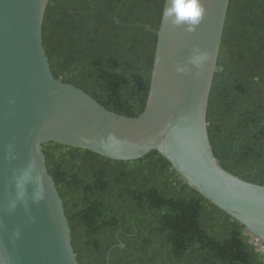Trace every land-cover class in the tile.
<instances>
[{"label": "trees", "instance_id": "obj_1", "mask_svg": "<svg viewBox=\"0 0 264 264\" xmlns=\"http://www.w3.org/2000/svg\"><path fill=\"white\" fill-rule=\"evenodd\" d=\"M166 0H50L44 46L55 77L107 109L146 108ZM221 165L264 185V0H231L209 102ZM80 264H264L230 214L191 188L159 151L115 160L43 145Z\"/></svg>", "mask_w": 264, "mask_h": 264}, {"label": "water", "instance_id": "obj_2", "mask_svg": "<svg viewBox=\"0 0 264 264\" xmlns=\"http://www.w3.org/2000/svg\"><path fill=\"white\" fill-rule=\"evenodd\" d=\"M49 1L0 0V204L9 191L5 146L11 144L13 152L18 147L15 163H22L37 136L47 192L39 204H21L15 215L0 210V264H80L64 200L47 166L43 145L48 142L115 160L159 151L191 188L240 221L264 250V185L221 165L208 127L231 0H203L207 12L194 33L163 16L147 105L136 117L113 112L84 89L55 77L43 39ZM202 53L211 55L199 69L177 73V65ZM17 225L22 236L13 243L4 229Z\"/></svg>", "mask_w": 264, "mask_h": 264}, {"label": "clouds", "instance_id": "obj_3", "mask_svg": "<svg viewBox=\"0 0 264 264\" xmlns=\"http://www.w3.org/2000/svg\"><path fill=\"white\" fill-rule=\"evenodd\" d=\"M207 9L203 0H167V5L163 11L166 21L172 25L183 26L188 33H194L206 15ZM210 53L196 54L189 58L188 63L177 65V73L191 72L193 68L199 69L204 60L210 59ZM188 65H192L190 68ZM15 103L14 100L10 101ZM39 137H35L30 149L29 158L25 162L20 161L18 147L13 152L11 144L5 146L2 159L8 165V188L5 200L0 204V210L6 216L16 214L18 207L23 204L26 208L31 200L39 204L45 200L47 192L45 177L40 166V158L37 150ZM30 221H35V216L29 217ZM8 233L9 239L14 243L22 236V229L19 225L9 229H4ZM7 260L9 255L6 251Z\"/></svg>", "mask_w": 264, "mask_h": 264}]
</instances>
